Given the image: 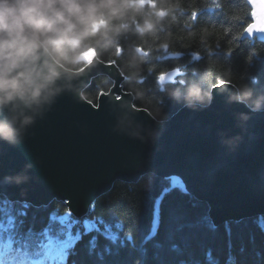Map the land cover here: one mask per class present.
<instances>
[{
	"label": "trees",
	"instance_id": "trees-1",
	"mask_svg": "<svg viewBox=\"0 0 264 264\" xmlns=\"http://www.w3.org/2000/svg\"><path fill=\"white\" fill-rule=\"evenodd\" d=\"M134 2L79 0L71 3L67 17L58 12L53 21L42 14L31 35L68 69L80 68L77 57L89 49L115 63L134 106L155 118L159 111L169 117L182 106L155 83L169 70L179 72L173 82L199 73L209 86L259 77L253 87L264 90V42L242 37L251 21L246 0H147L170 11L165 16L161 7L142 33L135 21L142 24L144 13L128 8ZM120 46L122 54L117 53ZM110 84L97 75L82 94L95 103ZM168 186V179L154 173L134 182L115 180L80 218L61 201L35 207L0 195V250L12 241L28 253L26 264L35 256L39 264L52 257L63 264H264V216L213 225L204 201L179 187L164 191ZM158 199V225L146 238ZM2 264H8L6 255Z\"/></svg>",
	"mask_w": 264,
	"mask_h": 264
},
{
	"label": "water",
	"instance_id": "water-1",
	"mask_svg": "<svg viewBox=\"0 0 264 264\" xmlns=\"http://www.w3.org/2000/svg\"><path fill=\"white\" fill-rule=\"evenodd\" d=\"M246 1L249 5L250 0ZM249 6L256 16H251L252 22L243 31L242 37L248 38L254 31L264 32L259 22L264 20V0H251ZM38 46L44 47L33 35L0 39V87L5 72L19 67L26 82H34L46 72L60 76L64 88L22 143L0 142V195L35 207L62 201L71 215L82 217L115 180L134 182L145 173H154L179 177L186 193L207 204L214 225L264 215V112L253 114L247 131H242L235 117L247 109L230 104L228 93H217L207 107H179L167 117L155 144L150 139L141 142L112 131L115 113L131 118L129 106L146 126H154L155 119L146 109L134 106L132 93L122 89L124 75L115 63L104 62L87 50L77 58L83 66L72 70L55 61L44 47L50 59L41 69L34 58ZM177 74L170 70L159 80L172 81ZM97 75L106 76L111 85L92 103L82 91ZM232 86L215 84L216 88ZM235 135L243 138L233 151L221 141ZM38 158L41 163L36 164ZM28 163L34 167L26 183L3 182V177L21 172ZM137 164L140 167L134 166ZM156 214L157 208L154 227Z\"/></svg>",
	"mask_w": 264,
	"mask_h": 264
},
{
	"label": "clouds",
	"instance_id": "clouds-1",
	"mask_svg": "<svg viewBox=\"0 0 264 264\" xmlns=\"http://www.w3.org/2000/svg\"><path fill=\"white\" fill-rule=\"evenodd\" d=\"M73 2H79V0H51L50 3L49 0H0V39L9 41L17 37L30 38L31 33L36 31L35 25L42 19V14L53 21H55L58 12L67 17L70 15L69 8ZM161 7L163 6L153 7L147 0L144 3L135 0L134 3L129 4V9L140 10L144 13L142 24L138 20L135 21L137 31L142 33L146 28L152 27L149 17L158 16ZM163 10L167 16L170 10L167 7H163ZM249 15L256 16V14L253 15V11H250ZM115 19L114 17L113 22ZM172 19L175 20L176 16H172ZM259 22L261 26H264V20ZM206 30L207 28L204 29L205 32ZM253 33L250 39L256 36L264 39V32L256 33L254 31ZM48 35L51 36L53 33H48ZM49 47L54 49L55 44H51ZM123 51V46L117 48L118 54H122ZM34 58L41 69H44L45 62L50 59L42 46L35 49ZM21 71L22 69L19 67L13 68L10 72L6 71L3 86L0 87V142L9 145L22 143L29 134V130L38 120L45 118L47 112L51 110L57 98L64 91L60 83V76L52 77L45 72L39 79L29 83L25 81ZM155 83L161 92L168 91V98L171 101L182 104L191 110L209 106L213 96L217 93H228L227 98L230 104L242 105L247 109V111L237 112L235 117L236 126L242 131H247L248 122L253 114L264 112V90L253 87L254 84L259 83V77L253 81L241 80L238 84L228 88H216L214 81L209 86L203 82V77L199 73H193L182 83L173 82L171 78L168 81L156 80ZM168 84L172 85L170 89L167 88ZM127 111L132 113L130 119L121 113L114 114L115 123L112 131L141 142L150 139L155 144L164 130L163 125L167 120L165 113L159 111L157 117L152 120L154 126L149 127L135 115L136 112L132 110L131 106ZM242 138L241 135H235L227 140H222L221 143L230 146L234 151ZM39 163L41 161L38 158L36 164ZM134 166L140 167L139 164ZM33 167V163H28L21 172L3 177V182L17 185L26 183L30 179L28 173Z\"/></svg>",
	"mask_w": 264,
	"mask_h": 264
},
{
	"label": "snow or ice",
	"instance_id": "snow-or-ice-1",
	"mask_svg": "<svg viewBox=\"0 0 264 264\" xmlns=\"http://www.w3.org/2000/svg\"><path fill=\"white\" fill-rule=\"evenodd\" d=\"M3 253L8 257V264H15L19 261L20 264H26L28 254L24 249L16 247L12 241L5 242Z\"/></svg>",
	"mask_w": 264,
	"mask_h": 264
}]
</instances>
